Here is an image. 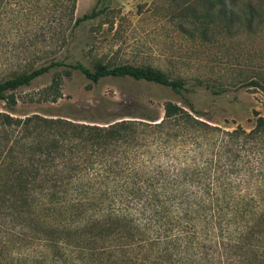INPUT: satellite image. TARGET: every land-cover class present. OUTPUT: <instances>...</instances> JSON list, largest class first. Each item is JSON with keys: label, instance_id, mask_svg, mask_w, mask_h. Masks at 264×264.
Wrapping results in <instances>:
<instances>
[{"label": "rangeland", "instance_id": "1", "mask_svg": "<svg viewBox=\"0 0 264 264\" xmlns=\"http://www.w3.org/2000/svg\"><path fill=\"white\" fill-rule=\"evenodd\" d=\"M155 2L111 0L108 12L79 26L67 44L56 37L52 0H0V81L58 57L90 67L126 62L148 65L172 78L187 80L188 87L177 92L171 87L128 77H105L93 82L78 71L59 68L36 78L30 85L8 91L16 99L14 103L0 99V159L7 151L8 138L11 145H20L19 137L15 136L19 128L4 124L7 114L22 119L34 115L68 118L62 114L73 111L88 117H115L155 125L165 116L166 102L177 103L192 118L182 115L173 122L176 125L164 129L163 137L146 135L145 145L133 146L130 156L141 164L143 172L154 169L165 175L166 185L160 187L167 186L166 194L173 197L175 208L194 220L193 235H157L140 228L132 236L124 229L110 227L111 232L100 237L96 253H86L82 259L73 257L81 253H69L68 264H243L246 253L237 247L238 234L233 232L230 239H221L213 225L207 176L215 169L217 152L225 159L226 176L231 174V165L237 167L234 175L239 177H250L264 170V134L230 139L226 152L220 146L227 132L239 127L250 132L257 117L264 115V90L250 84L253 80L264 83V16L255 29H246L234 38L218 35L214 42L202 44L172 24L166 1ZM95 4L96 0H77L75 16L89 12ZM59 75L56 92L52 85ZM208 85L227 90L217 93ZM56 93L57 100H52ZM190 103L195 110L189 108ZM152 112L159 115L155 121L139 117L140 113ZM35 137L31 139L34 141ZM126 147L118 151L123 152ZM8 187L0 180V198L9 193L14 202L15 194ZM254 187L242 185L239 191L250 192ZM12 211L13 221H25L23 229L18 228L21 234L34 232L40 225L33 216L23 215L14 203ZM4 217L0 208V221ZM96 222L100 228L99 223L108 220L74 224L73 236L83 237L77 232L90 228L96 231ZM236 225L233 224L234 229ZM35 246L29 248L37 253L28 254L43 256L42 264H55L54 253H41ZM14 261L13 253H0V264H16Z\"/></svg>", "mask_w": 264, "mask_h": 264}, {"label": "trees", "instance_id": "2", "mask_svg": "<svg viewBox=\"0 0 264 264\" xmlns=\"http://www.w3.org/2000/svg\"><path fill=\"white\" fill-rule=\"evenodd\" d=\"M110 2L96 0L89 12L76 17L77 0H52L56 37L70 43L79 26L110 10ZM164 2L169 19L178 31L197 38L202 44L214 42L218 35L234 38L263 22L264 0H156L155 4ZM59 68L78 71L93 82L105 77H128L171 87L177 92L188 89L187 80L172 78L163 70L148 65L126 62L90 67L80 61L67 62L55 57L29 72L0 81V99L14 103L16 99L8 91L30 85L36 78ZM60 80L61 75L52 85L56 92ZM250 84L264 90V83L259 80ZM208 86L217 93L227 90ZM53 98L57 100V93ZM189 106L195 110L192 103ZM164 109V118L155 125L115 117H88L73 111L62 114L70 119L39 115L22 119L5 115V125L19 128L15 136L19 137L20 145H11L8 138L7 151L0 159V180L15 194L14 202L9 193L0 198V208L5 213L4 220L0 221V253H13L16 264H42L43 256L28 254L36 252L29 248L36 244L41 253H54L55 264H68L69 253H81L74 255L75 259H82L89 252L96 253L100 237L110 233V227L124 229L132 236L140 228L157 235H193L194 220L175 208L173 197L166 194L167 186L160 187L166 185L165 175L154 169L143 172L141 164L130 156L133 146L145 145L146 135L163 137L164 129L170 124L176 125L173 122L182 115L192 118L184 107L171 101L166 102ZM139 117L155 121L159 115L140 113ZM259 133L264 134V115L257 117L256 126L250 132L241 127L227 132L220 146L225 147L226 152L230 139L256 138ZM34 135L37 137L33 141ZM122 146L127 147L119 152ZM216 154L219 158L207 179L218 237L230 239L236 232L237 247L246 253L243 264H264V170L250 177H239L234 175L237 167L231 165V174L226 176L225 159L218 152ZM246 184L255 187L241 193L239 187ZM13 203L20 207L23 215H31L40 222L34 232L26 235L19 232L18 228L22 230L25 221H13ZM100 219L108 222L99 223L100 228L96 222V231L94 228L76 231L83 237L73 236L74 224ZM233 224H241V227L236 225L234 229ZM246 227L249 230L245 231ZM72 245L78 249H73Z\"/></svg>", "mask_w": 264, "mask_h": 264}]
</instances>
